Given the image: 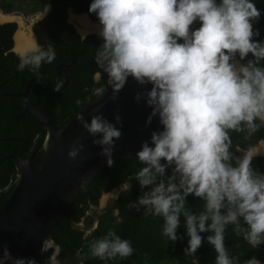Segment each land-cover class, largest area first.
<instances>
[{"label":"clouds","instance_id":"9594fccd","mask_svg":"<svg viewBox=\"0 0 264 264\" xmlns=\"http://www.w3.org/2000/svg\"><path fill=\"white\" fill-rule=\"evenodd\" d=\"M88 11L98 21L102 42L93 58L106 81L87 99L111 89L115 101L131 78L145 86L135 102L143 99L151 108L144 128L158 118L159 127L135 153L142 166L128 186L136 181L142 194L128 207L160 218V235L173 243L184 238L178 231L183 218L186 255L194 256L206 240L216 252L215 264H241L226 247L229 226L252 248L264 245V172L253 166L261 153L251 145L233 146V133L250 141L264 128V39L255 27L264 9L256 0H91ZM56 55L51 42L30 48L21 53L18 70L38 72ZM76 119L113 166L123 136L119 112L113 121L103 113L89 121L79 112ZM83 149L77 138L68 157L75 160ZM190 196L202 201L196 211ZM49 250L47 264H61V249L46 239L41 253ZM89 250L100 260L125 259L136 251L114 230L91 241ZM0 264L37 260L14 257L5 246ZM243 264L262 262L251 257Z\"/></svg>","mask_w":264,"mask_h":264},{"label":"trees","instance_id":"16d2710c","mask_svg":"<svg viewBox=\"0 0 264 264\" xmlns=\"http://www.w3.org/2000/svg\"><path fill=\"white\" fill-rule=\"evenodd\" d=\"M256 2L258 8L264 9V0ZM47 5H50L49 11L43 19L34 23L33 29L38 44L46 47L47 43L51 42L55 45V61L43 64L41 72H33L27 68L20 71L17 66H12L13 62L18 65L20 59L11 51L17 23H0V83L6 80L0 86V92H21L27 81L37 76L62 84L64 80L59 78L56 65L65 60L59 51L67 47L68 54L75 61L70 69L64 71L70 79L68 85L53 88L34 81L28 94L33 105L47 112L60 128L76 112L97 98L93 96L91 101L87 99L94 87L105 83L106 77L93 58L94 49L102 42L101 39L96 33L82 37L67 22L69 7H72L75 13H87L92 21H97L95 15L88 11L90 3L79 6L70 5L63 0H0V10L3 13H34ZM259 23L261 26L256 24L255 27L260 30V38L264 39V16ZM49 26L54 28L46 30ZM28 114L29 111L21 98L0 96V205L12 190L18 174L16 161L8 157L14 145L8 138L16 140L17 152L26 158L46 132L45 125L34 115L27 118ZM261 140H264V128L250 141L244 140L241 134L233 133L234 148L236 145L240 148H247L249 145L254 147ZM141 166L136 159H117L113 166L107 165L82 185L72 207L48 237V242L58 245L61 249V264H215L216 252L206 240L194 256L185 254L188 237L184 235L183 218L178 231L184 238L173 243L160 235V218L143 216L142 209L137 211L128 207L130 201H136L142 194L136 181H131L132 186H128L129 176ZM253 166L264 172V155H258L253 160ZM122 184H125L126 188L118 192L116 198L98 212L94 207L97 206L101 195L106 191L118 189ZM201 206L202 201L198 199L196 210ZM114 210L118 211L117 215ZM109 230H114L122 238L131 240L136 250L132 256L125 259L117 257L114 260H100L91 255V241L102 237ZM202 235L206 237L207 233ZM225 243L233 255L239 256L241 264L251 257H256L264 264V245L252 248L242 237L232 232L231 226L226 232ZM51 251L41 256L47 257Z\"/></svg>","mask_w":264,"mask_h":264},{"label":"water","instance_id":"95a60500","mask_svg":"<svg viewBox=\"0 0 264 264\" xmlns=\"http://www.w3.org/2000/svg\"><path fill=\"white\" fill-rule=\"evenodd\" d=\"M63 1L79 6L91 3V0ZM82 14L91 22L98 23L92 21L88 14ZM34 81L53 88L65 86L35 77L27 81L21 92L0 93V96L21 98L27 110L46 127L45 135L28 157L24 158L17 152L16 144L8 155L16 161L18 174L12 190L0 205V252L7 246L12 256L34 257L37 264H40L44 241L68 213L82 185L108 165L107 159L100 155V146L92 143L93 138L76 119L77 113L82 112L89 121L92 115L103 113L108 120L113 121L114 115L119 112L123 119V136L116 142L113 162L117 159H135L141 142L148 139L159 124L158 118H154L152 125L144 128L151 108L143 99L137 104L134 96L136 92H143L145 86L130 78L115 101L110 99L109 89L104 97L87 104L58 128L47 112L31 102L28 94ZM5 82L6 80L0 83V86ZM77 138L84 145V149L73 160L68 157V152ZM197 200L198 198L189 197V207L193 211H196Z\"/></svg>","mask_w":264,"mask_h":264},{"label":"rangeland","instance_id":"374dc122","mask_svg":"<svg viewBox=\"0 0 264 264\" xmlns=\"http://www.w3.org/2000/svg\"><path fill=\"white\" fill-rule=\"evenodd\" d=\"M48 8H49V6L47 5L43 10L38 11L36 13H27V12L21 11V12H12V13H8V14H4V15H7V16L6 17L5 16L4 17H0V23H3L6 19H9L10 21H15L17 23L16 32L22 31V32L26 33L27 35L32 36V33H31V25H32L33 21L36 20V19H39L42 15H44V13L48 10ZM0 13L3 14L1 10H0ZM75 16H76L75 14H73L71 11H69V13H68V20H69V22H71L73 24V26L75 27V29L80 34L84 35L85 33H82L79 30V27L77 26V24L75 22L76 21L75 20L76 19ZM16 32H15V34H16ZM87 33H89V32H87ZM14 37H15V35H14ZM14 50L17 51L15 49V45H14ZM18 53L21 54V52H18ZM254 147H252L253 152H255L254 151ZM259 153H261V152H259ZM261 155H264V153H261ZM114 197H115L114 192L103 193L101 195L100 199H99V202H98L97 206L94 207V208L98 212H100L102 209H104L106 207V205L110 201H112L114 199ZM114 214H116V210H114ZM48 243L49 244H53L52 242H48ZM58 259H59V257H58Z\"/></svg>","mask_w":264,"mask_h":264},{"label":"flooded vegetation","instance_id":"af4514ba","mask_svg":"<svg viewBox=\"0 0 264 264\" xmlns=\"http://www.w3.org/2000/svg\"><path fill=\"white\" fill-rule=\"evenodd\" d=\"M49 6V8H48V10L44 13V15H42L39 19H36V20H34L33 21V23H32V25H31V33H32V36H31V38H32V40H33V42H34V48H36L37 46H43L42 44H38V42H37V40H36V37H35V32H34V29H33V26H34V23H36L37 21H40L41 19H43L44 17H45V15L47 14V12L49 11V9H50V5H48ZM46 7V6H45ZM44 7V8H45ZM44 8H42L41 10H43ZM41 10H39V11H41ZM69 11H71L73 14H75L76 16H78V15H84V14H82V13H75L74 12V10H73V8L72 7H69L68 8V10H67V22L68 23H70L72 26H73V24L71 23V22H69V20H68V13H69ZM38 12V11H37ZM34 13H36V12H34ZM87 14V13H86ZM6 22H11V21H5V22H3V23H6ZM76 22V21H75ZM54 26H56V25H54ZM54 26L53 27H48L46 30H49V29H51V28H54ZM74 27V26H73ZM75 28V27H74ZM76 30V29H75ZM77 31V30H76ZM77 33H79L78 31H77ZM83 33V32H82ZM80 34V33H79ZM87 34H90V33H85L84 35H82V34H80L82 37H84V36H86ZM48 38H50V37H48ZM62 42H63V40H61ZM15 44V43H14ZM14 44H13V47L11 48V51H13L17 56H19L20 57V55L21 54H19L17 51H15L14 50ZM28 50V49H27ZM26 51V50H25ZM24 51V52H25ZM59 53L60 54H63L64 55V57H65V60H63V61H61V62H59V63H57V68H56V71H57V73H58V76H59V78H61V79H63L64 80V82L62 83V84H58V85H65V86H67L68 85V83H69V77H68V75L67 74H65V69H70L72 66H73V64H74V59H72L71 57H70V55L68 54V48L66 47V48H64V49H62L61 51H59ZM12 66H17V63L16 62H13L12 63ZM5 71V70H4ZM42 71V66H41V68L39 69V72H41ZM37 77H41V78H43L42 76H37ZM32 78H35V77H32ZM31 79V78H30ZM45 79V78H44ZM47 80V79H46ZM49 81V80H48ZM51 82V81H50ZM53 83V82H52ZM54 84H56V83H54ZM64 86V87H65ZM0 93H7V92H0ZM14 93V92H13ZM2 96H6V95H2ZM10 97V96H9ZM12 98V97H11ZM11 101H12V99H11ZM31 113L29 112V114L27 115V118H31ZM8 140H10V141H13L14 142V145L16 144V149L18 148V144H17V142H16V140H14L12 137H9L8 138ZM13 145V146H14ZM13 148V147H12ZM126 188V185L125 184H122L118 189H116V190H110V191H106L105 193H109V192H114V194H115V197H114V199L116 198V196H117V193L118 192H120V191H122V190H124ZM118 214V211L116 210V215Z\"/></svg>","mask_w":264,"mask_h":264},{"label":"bare ground","instance_id":"6f19581e","mask_svg":"<svg viewBox=\"0 0 264 264\" xmlns=\"http://www.w3.org/2000/svg\"><path fill=\"white\" fill-rule=\"evenodd\" d=\"M6 17L7 15L1 14L0 17ZM76 24L79 27V30L83 33L86 32H97L98 31V23L91 22L86 15H78L75 16ZM15 49L18 52L23 53L25 50L34 48V42L31 36L27 35L22 31H18L15 34ZM255 152L264 153V142H260L254 147Z\"/></svg>","mask_w":264,"mask_h":264},{"label":"built area","instance_id":"2783aa9c","mask_svg":"<svg viewBox=\"0 0 264 264\" xmlns=\"http://www.w3.org/2000/svg\"><path fill=\"white\" fill-rule=\"evenodd\" d=\"M40 264H47V258L45 256H41Z\"/></svg>","mask_w":264,"mask_h":264},{"label":"crops","instance_id":"0c3cea01","mask_svg":"<svg viewBox=\"0 0 264 264\" xmlns=\"http://www.w3.org/2000/svg\"><path fill=\"white\" fill-rule=\"evenodd\" d=\"M5 21H10V20H9V19H6ZM5 21H4V22H5ZM260 142H264V141H260ZM254 153H259V152H254Z\"/></svg>","mask_w":264,"mask_h":264}]
</instances>
